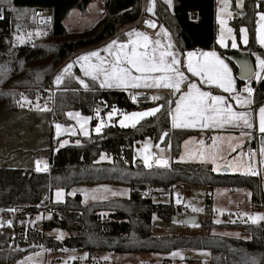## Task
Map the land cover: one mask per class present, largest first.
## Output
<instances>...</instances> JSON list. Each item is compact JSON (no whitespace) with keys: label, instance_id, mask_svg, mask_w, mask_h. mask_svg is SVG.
Instances as JSON below:
<instances>
[{"label":"trees","instance_id":"obj_1","mask_svg":"<svg viewBox=\"0 0 264 264\" xmlns=\"http://www.w3.org/2000/svg\"><path fill=\"white\" fill-rule=\"evenodd\" d=\"M93 0H0L12 5L15 20L27 24L36 9L50 16L48 33L34 44H12L0 37V264H12L37 247L54 251L77 248L86 251L107 250L115 252H169L181 248L206 249L207 264H264V236L261 225L249 226L239 223L216 224L210 219L201 225L212 227L248 228V237H229L206 233L196 235H155L151 232L153 215L170 219L176 215L172 203H155L152 193L143 192L146 186L169 187L175 183L208 185L247 186L253 202L264 203V189L259 190L255 177L240 176L227 172H215L210 165L180 163L175 159L182 141L196 131L173 128L168 115L170 97L163 95L155 102L135 103L123 89H101L92 86L81 89L73 83L59 84L50 97V109L45 117L55 122L68 123L66 113L79 110L92 114L98 105L103 110L116 106L131 111L152 105H162L153 116L143 118L135 127L108 125L100 133L74 136L68 144L59 146L53 139L52 124H25L29 117H17L14 106L15 88L24 87L32 96L34 89H48L51 85L52 69L62 63L71 53L91 47L113 36L123 25L139 19L141 0H105L104 17L90 30L76 35L66 33L64 21L72 10L86 12ZM216 0H172L169 7L154 0L153 13L157 23L169 31L174 48L183 54L189 50H216L230 63L233 72L236 65L228 54L236 51L218 47L215 22ZM264 8V0H243V16L235 15L231 20L235 31L247 24L248 43L242 49L262 52L255 41V12ZM195 12L196 19L189 13ZM42 61L44 63H42ZM38 65V66H37ZM46 66V67H45ZM39 74V79H37ZM250 79V78H249ZM243 81L236 78L240 87ZM255 87L253 104L264 103V78L251 81ZM173 104V103H172ZM172 106V105H171ZM34 119H36L34 117ZM33 119V122H34ZM11 120L10 124H8ZM36 121V120H35ZM167 133L161 140V136ZM73 137V136H70ZM145 137L168 149V167L146 168L138 163L133 154L134 145ZM8 141L4 143V141ZM29 156L44 157L47 170L37 172ZM103 157V158H102ZM114 183L130 189L128 197L81 202L79 194L66 195L63 201H53L54 188L68 189L74 185ZM134 188L138 190L134 191ZM209 203V198H207ZM46 206L52 219L44 220L41 228H20L17 221L37 213ZM21 208L12 216V208ZM210 208V206H207ZM106 213V218L102 217ZM11 222V223H9ZM7 223L9 231L5 228ZM60 228L68 235L58 240L48 231ZM74 264H80L75 261Z\"/></svg>","mask_w":264,"mask_h":264},{"label":"rangeland","instance_id":"obj_2","mask_svg":"<svg viewBox=\"0 0 264 264\" xmlns=\"http://www.w3.org/2000/svg\"><path fill=\"white\" fill-rule=\"evenodd\" d=\"M104 1L105 0H93L86 7V12L82 13L80 10H72L67 18L64 21V26L66 33L69 35H76L77 33L90 30L95 26L105 15L104 11ZM161 2L167 4L169 7L172 4V0L170 3L168 0H160ZM154 0H141L142 4V14L136 21L132 23L125 24L121 26L116 33L105 39L104 41L98 43L110 42L112 39H118L120 41H124L126 36L123 33H127L131 29H136L141 32H145L152 39H159L162 42L161 38L163 37V33L159 34V32L163 31V28H166L163 24L157 23V28L152 31H143L141 29L142 25V15H146L151 18H155V15L152 12H149L147 9L151 5L153 7ZM243 0H216L215 7V22L217 25L216 29V44L218 47L230 49V50H240L245 47L248 43V30L247 24L243 23L238 27V31L236 32L233 25L231 24V20L235 15L243 16ZM257 13H264V8L257 10L255 12V30H254V38L258 47L264 48L258 38H257V29L261 24H264V21L260 20V17ZM155 20V19H154ZM157 22V21H156ZM223 22V23H222ZM127 27V28H126ZM244 29V33H241V29ZM231 29V31H229ZM48 26L39 28L34 31V33L29 34L24 39H20L12 42L15 45L22 44H34L35 41L40 40L48 33ZM164 33L167 35L169 40H172L169 31ZM242 36H246L247 43L245 44L242 40ZM223 40V44L220 43V40ZM233 39L236 42V47H232ZM23 40V43L20 41ZM173 41V40H172ZM98 44L93 45L87 48H81L79 50L71 53L62 63L52 69L51 76V85L48 89H34L33 95L30 96L27 93L26 88L17 87L13 90L12 94L14 96L15 102L13 103L15 106V112L17 117L13 120H18L20 117H29V119L24 122L25 124H52V135L53 139L56 141L59 146H64L71 141L74 136H88L91 133L97 134L95 131L96 124L103 121V127L108 125H116L119 127H135L131 123H127V126H121L120 119L122 115L132 113V112H141L145 111L149 108L157 107L158 105H152L145 108L135 109L131 111H124L118 109L116 106H111L105 110L99 108V117L96 114V110L93 111L92 114H83L79 110H69V112H79L81 116L90 117V119L85 123L84 121L78 122L75 117H69L66 113L67 118L69 119L68 123H60L55 122L54 120H50L45 117L44 114L50 109V97L53 93L55 87L58 85L55 83V77L60 73L63 67L69 63L70 61H74L77 56L83 53H87L92 50H96V46ZM107 43H105L106 45ZM165 44V43H164ZM176 54L177 52L172 48ZM197 51L201 49H196ZM195 51V50H194ZM215 51V50H213ZM217 52V51H215ZM199 54V53H198ZM217 54L221 59L229 66L231 69L232 77L234 79V88L235 92L238 93L236 76L233 72V69L230 63L226 58L222 57L218 52ZM255 54V53H254ZM178 56V54H177ZM255 65L256 71L261 73V77L264 78V70L258 68V60L263 59L260 56L255 55ZM42 63H44L42 61ZM38 66V65H37ZM46 67V66H45ZM182 71L184 69L182 68ZM185 75L189 77L191 80L198 83V86L202 87L204 91H211L213 94L222 93L223 96L226 97L228 103L233 106L234 111H238L234 109V105L232 103L233 99L231 94L225 93L223 89L218 88L219 90H214L211 86L216 87L215 85H207L201 84L199 77H192L190 73L187 71ZM257 73V72H256ZM256 73L253 74L248 80V84L256 78ZM76 77H80L85 79L86 83L89 86L92 84L88 81L90 78L84 77L83 73L80 71L79 65L74 64L72 69V75L65 74L62 78L61 83H73L75 82L79 88H84L76 79ZM93 82V81H92ZM60 83V84H61ZM97 87L99 86V82H94ZM251 87V86H250ZM183 90L186 91V85H182ZM102 89V88H101ZM103 89H108L107 87ZM122 89V88H120ZM124 90V89H123ZM129 93L130 99L131 94H135L136 92H147L151 96L158 95L161 93L162 97L164 94L170 97L171 101H175L178 99V95H173L171 90L160 88V89H132L129 88L125 90ZM23 97H27L28 101L31 103H26ZM220 95V94H219ZM232 100V101H231ZM133 101V100H132ZM135 103L138 102H155L151 98L150 100H135ZM23 105V106H21ZM39 105V108L36 107ZM248 108H241L239 111H248L251 116V123L253 124L252 129H254L251 133L247 134L246 131L237 128L231 131H212L205 130L203 132L197 131L195 134L190 137H187L182 141L180 146V152L175 159L180 163H192V164H203L210 165L212 170L213 168H218V171L222 172L223 168L226 169L225 172L230 174H236L240 176L249 175V177H255L259 181V190L264 189V156L261 155L260 149L264 147V133L259 131V108L264 106V103L258 105L254 109L253 100L252 103L249 104ZM47 107V110H43ZM113 107L117 109V113L113 115L111 119L108 118L107 113L112 111ZM173 109L175 104L173 103L171 106ZM247 112V113H248ZM7 113H1L0 119L5 117ZM31 115L36 118L34 119ZM146 118V117H145ZM171 118V117H170ZM34 119V122H33ZM11 120L8 124L13 122ZM36 120V121H35ZM256 121H258V127L255 126ZM59 123L62 125L60 129V134L57 135V129L55 124ZM81 124H83V130L81 129ZM100 131V132H101ZM241 131H244L246 135L241 136ZM87 132V135L84 134ZM99 132V133H100ZM204 133V135H202ZM73 136V137H70ZM213 137H222L223 139L218 141L220 145V151L217 155L215 164L212 163L211 159L207 158V153L213 146ZM233 137L231 141L227 138ZM203 140L204 144L201 145L199 142ZM66 143H63L65 142ZM185 141H189V144L186 146ZM8 141H4L7 143ZM145 143L148 144L147 152L151 155L150 163L151 167H163L166 168L169 166V152L168 149L164 146L160 145V142H155L151 137H145L140 140L137 144L134 145L133 154L135 159L141 162V164L145 166L143 157L145 152L143 151ZM231 145V147L229 146ZM204 152V157H201L200 153ZM251 153V155H250ZM156 157H164L167 160V164H155ZM39 160L41 163H46V159L44 157H34L29 156L27 161H31L32 166L35 168L36 161ZM43 161V162H42ZM231 163V166H230ZM149 168V167H146ZM251 168V171H249ZM45 172V171H44ZM171 191L165 192L164 187H155V191L151 194L152 199L155 203H172L176 210V215L178 217L195 215L197 217V221L195 223L185 224L179 220H170L163 219L156 215H153L151 218V232L155 235H163V234H174V235H196V234H206L213 233L219 234L229 237H248L249 234H244L241 232L240 227H212L207 229L201 225L202 220L210 219L212 222L219 223H239L246 224L251 226L261 225L262 234L264 236V207L262 206V201L253 202L251 199L252 193L251 190L247 186H228V185H217L213 187H209L208 185L202 184H191V183H175L171 184ZM60 191V196H57V191ZM130 189L127 186L114 184V183H98L91 185H74L69 187L68 189L63 188H54L52 199L53 201H63L66 195H75L79 194L81 196V202L86 204L91 201L98 200H106L110 198L117 197H128ZM207 198H209V203H207ZM179 201V203L177 202ZM207 206H210L208 208ZM12 215V214H10ZM106 218V213L102 217V219ZM52 219V214L48 210L46 206H42L37 213H33L32 215L26 216V227L34 230H38L41 228V223L44 220ZM7 230L9 231V225L5 223ZM2 227V225L0 226ZM51 234H54L56 239L58 236L64 238L68 233L66 230L60 228H54L48 231ZM60 238V239H62ZM58 239V240H60ZM209 251L206 249H193V248H181L171 250L169 252H149V251H139V252H115V251H107V250H95V251H86L77 248H68L60 251H54L52 249H47L45 247H37L33 251L27 253L23 257L17 259L12 264H18V262H22V264H74L75 261H79L80 264H207L209 259ZM188 257V258H187ZM27 258V259H26Z\"/></svg>","mask_w":264,"mask_h":264},{"label":"snow or ice","instance_id":"obj_3","mask_svg":"<svg viewBox=\"0 0 264 264\" xmlns=\"http://www.w3.org/2000/svg\"><path fill=\"white\" fill-rule=\"evenodd\" d=\"M170 3V0H168ZM149 12L153 11V7L150 5L147 9ZM261 21H264V13H257ZM150 27H156L153 21H145ZM223 23V22H222ZM231 31V29H229ZM244 29H241V33H244ZM127 37L126 40L120 41L118 39H112L102 49H96L87 53L80 54L74 61L67 63L60 73L55 77V83L59 85L65 74L72 75V69L74 64H78L80 71L84 77L90 78L93 82H99L101 88H122L124 90L132 89H160L165 88L171 90L173 95H178V99L175 101H168L169 110L168 115L171 117V124L173 128H201V129H223L226 126H232L235 128H248L251 129L253 124L250 122V115L245 111H234L233 106L228 103L227 99L223 95H214L211 91L202 90L198 83L187 77L182 71V66H186L187 72L191 73L192 77H199L200 82L207 85H215L217 88L223 89L225 93L234 94L232 99L236 101L238 105H246L250 103V96L253 89L249 86H245L244 92L248 93L247 97L241 98L239 94H235L234 79L232 77L231 69L224 62L223 59L215 51L203 52L197 55L194 52H188L187 58L181 60L177 54L171 50L173 45L171 43L162 44L159 39L153 40L145 32L131 29L127 33H123ZM243 42L247 43L246 36L241 37ZM257 38L259 42L264 45V24H261L257 29ZM23 43V40L20 41ZM223 44V40H220ZM236 42L233 39L232 47L235 48ZM104 53L103 55L101 53ZM258 68L264 70V59L257 58ZM247 70V66L242 65ZM257 79L260 78V73H256ZM37 74V79H39ZM78 82L84 87L88 88V84L85 79L76 77ZM182 85H186V91L183 90ZM142 93L136 92L131 94L133 101L137 96ZM158 95L151 96L153 101L160 99ZM22 99L26 103L27 97ZM172 103L175 104L174 109L171 107ZM23 106V105H21ZM39 108V105H36ZM162 105H158L154 108L146 109L141 112H132L122 115L120 119L121 126H127V123H131L133 126L145 117L153 116ZM43 110H47V107ZM117 113V109L113 107L112 111L107 113L109 119ZM96 114L99 117V108L96 110ZM69 117H75L78 122L84 121L85 123L90 117L81 116L79 112L67 113ZM83 124L81 129L83 130ZM57 129V135L60 134L62 125L55 124ZM103 127V121L96 124L95 131L100 132ZM259 131L264 133V106L259 108ZM87 135V132H84ZM167 133H164L160 138L163 140ZM246 135L244 131H241V136ZM213 146L207 153V158L211 159L215 164L217 155L220 151V145L218 141L222 140V137H213ZM229 141L234 139L233 137L227 138ZM63 143H66L63 142ZM201 145L204 141L199 142ZM189 141H185L187 146ZM231 147V145H229ZM148 144L145 143L143 151L145 155L143 157L146 167H151L150 163L151 155L147 152ZM260 153L264 156V147L260 149ZM201 157H204L205 153H200ZM251 155V153H250ZM103 158V157H102ZM40 161H36L37 171H41ZM157 164H167L165 160H156ZM231 166V163H230ZM46 169V165H45ZM218 168H213V171H218ZM251 171V168H249ZM57 196H60V191H57ZM179 203V201H177ZM11 223V222H9ZM62 238L58 236L57 239ZM27 259V258H26ZM22 264V262H18ZM255 264V261H253Z\"/></svg>","mask_w":264,"mask_h":264},{"label":"built area","instance_id":"obj_4","mask_svg":"<svg viewBox=\"0 0 264 264\" xmlns=\"http://www.w3.org/2000/svg\"><path fill=\"white\" fill-rule=\"evenodd\" d=\"M190 19L195 20L196 19V13L190 12L189 13ZM142 25L144 27H147L151 30H154L157 28V22L151 17H148L146 15H142L141 17ZM153 21L156 25V27H150L148 26L145 21ZM50 24V16L45 13L42 9H36L32 15L30 16V19L28 20L27 24L21 23L20 21H17L12 16V5L5 4L0 2V37L3 38V40H11L12 42L24 39L29 34L34 33V31L38 30L39 28L47 27ZM21 43V42H20ZM245 86H248L247 84H243L239 87V91L244 92L243 89ZM255 88V87H254ZM254 93V92H253ZM137 100V98H136ZM140 101V100H138ZM165 160L164 157H156V160ZM155 160V164H156ZM46 165V169H45ZM165 165V164H164ZM41 171H37V165L35 166V170L37 172H44L47 170V164L46 163H40ZM247 176V175H244ZM134 191L138 190V188H134ZM143 192L145 193H153L155 191V187L153 186H146L143 189ZM165 192L171 191V186L166 187ZM262 206L264 207V203L262 202ZM12 210V216H15L18 212L21 211V208L14 207ZM17 225L20 228L26 227V218H23L21 220L17 221ZM241 232L244 234H249L250 231L248 228H242Z\"/></svg>","mask_w":264,"mask_h":264},{"label":"crops","instance_id":"obj_5","mask_svg":"<svg viewBox=\"0 0 264 264\" xmlns=\"http://www.w3.org/2000/svg\"><path fill=\"white\" fill-rule=\"evenodd\" d=\"M127 28V27H126ZM141 29L143 30V31H152L151 29H149V28H147V27H144V26H141ZM163 31H161V32H159V34H162L163 33V37L161 38V40H162V44H168V43H171L172 45H173V41L172 40H169L168 39V37H167V35L164 33V31H167L166 30V28H163L162 29ZM127 39V37L125 38V40ZM154 40V39H153ZM105 43H108V42H105ZM105 43H101V44H98V46H96V49H102L104 46H105ZM173 48H174V45H173ZM174 50L177 52V54H178V57H180V55H179V52L174 48ZM240 50H245V49H240ZM209 51H213V50H199V51H197V50H189V51H186L184 54H183V60H185L186 58H187V53L188 52H194V53H196L197 55H199V54H201V53H203V52H209ZM216 51V50H215ZM199 53V54H198ZM217 53V52H216ZM255 53V54H254ZM102 55L104 54L103 52L101 53ZM252 54V57H253V59H254V64H255V55H257V56H260V57H262L263 59H264V48H263V51L262 52H252L251 53ZM182 68L184 69V71L186 72L187 71V69H186V66H182ZM256 72H259V71H256V65H255V72H254V74L256 73ZM260 73V72H259ZM191 74V73H190ZM261 79H263L262 77H261V73H260V78L259 79H257V77L256 78H254L253 79V81H255V82H258L259 80H261ZM201 84H203V83H201ZM243 84H247L249 87H250V85L248 84V81L246 82V83H243ZM242 84V85H243ZM204 86H205V84H204ZM214 90H219L217 87H214V86H211ZM251 88L253 89V92L255 91V88L254 87H252L251 86ZM108 89H120V88H115V87H113V88H108ZM220 91V90H219ZM237 91H238V93L237 92H235V94H239L240 96H241V98H244V97H247L248 96V93L247 92H241V91H239V87H238V89H237ZM220 92H222V91H220ZM252 92V94H251V96H250V103H252V100H253V95H254V93ZM220 95H222V93H219ZM219 94H216V93H214V95H219ZM232 95H234V94H231V96ZM232 99V98H231ZM232 101V100H231ZM232 103H233V105H234V109H236V110H240L241 108H244V107H246V108H248V106H250L249 104L250 103H248V104H246V105H243V106H241V105H238L237 103H236V101L233 99V101H232ZM253 106H254V104H253ZM254 109H256L255 108V106H254ZM246 112H248V111H246ZM249 113V112H248ZM250 115V114H249ZM250 120H251V116H250ZM251 122V121H250ZM170 124H171V118H170ZM171 126H172V124H171ZM255 126L256 127H258V121H256V124H255ZM232 128L233 129H237V128H235V127H232V126H226L225 128H223V129H207V130H212V131H221V132H224V131H231L232 130ZM178 129H188V130H194V131H201V132H203V131H205L206 129H201V128H178ZM241 129V128H240ZM242 130H244V131H246L247 132V134H249V133H251L254 129H248V128H243ZM198 133V132H197ZM192 135H197V134H191V135H189V136H187V137H190V136H192ZM202 135H204V133H202ZM186 137V138H187ZM185 138V139H186ZM184 139V140H185ZM43 162V161H42Z\"/></svg>","mask_w":264,"mask_h":264},{"label":"water","instance_id":"obj_6","mask_svg":"<svg viewBox=\"0 0 264 264\" xmlns=\"http://www.w3.org/2000/svg\"><path fill=\"white\" fill-rule=\"evenodd\" d=\"M228 58L237 67L236 77L238 79L245 81V80L249 79L254 74L255 64H254V59L252 57L250 49L247 48L245 50L234 51V52L228 54ZM245 64L247 66V70L244 67H242V65H245ZM140 93H142L140 95V97L151 98V95L147 92H140ZM158 96H161V93H158ZM98 108H102V105H98ZM138 163L141 164L140 161H138ZM221 171L225 172L226 169L223 168ZM172 219L173 220H179L185 224L195 223L197 221V217L195 215H189V216H183V217H178L177 215H174L172 217Z\"/></svg>","mask_w":264,"mask_h":264},{"label":"bare ground","instance_id":"obj_7","mask_svg":"<svg viewBox=\"0 0 264 264\" xmlns=\"http://www.w3.org/2000/svg\"><path fill=\"white\" fill-rule=\"evenodd\" d=\"M150 100V98H143V97H140V95L139 96H137V100Z\"/></svg>","mask_w":264,"mask_h":264}]
</instances>
